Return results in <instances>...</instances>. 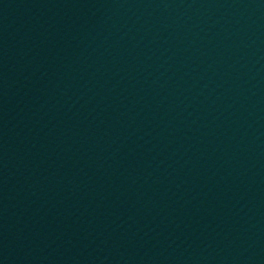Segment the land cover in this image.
<instances>
[{
  "label": "water",
  "instance_id": "1",
  "mask_svg": "<svg viewBox=\"0 0 264 264\" xmlns=\"http://www.w3.org/2000/svg\"><path fill=\"white\" fill-rule=\"evenodd\" d=\"M58 264H264V0H94Z\"/></svg>",
  "mask_w": 264,
  "mask_h": 264
}]
</instances>
